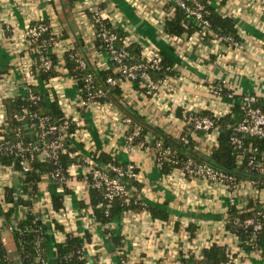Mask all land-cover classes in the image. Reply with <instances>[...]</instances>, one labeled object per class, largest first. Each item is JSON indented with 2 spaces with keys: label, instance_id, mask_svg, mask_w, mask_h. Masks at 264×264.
<instances>
[{
  "label": "crops",
  "instance_id": "1",
  "mask_svg": "<svg viewBox=\"0 0 264 264\" xmlns=\"http://www.w3.org/2000/svg\"><path fill=\"white\" fill-rule=\"evenodd\" d=\"M98 1L0 0V72H3L0 78V125L6 118L4 102L26 96L25 76L35 58L24 43L25 30L29 25L45 23L57 37L51 53L57 59L61 73L50 81L48 88L56 94L61 111L75 117L81 126L83 135L79 141L74 139L77 144L82 142L79 143L82 146L80 153L84 156L91 153L86 160L93 159L95 163L98 160L94 154H106L122 167L133 164L141 185L139 198L167 211L169 217L167 221H153L146 213H128L115 219L110 226H98L90 207L83 176L85 170L76 166L66 185L69 194L65 195L43 179L39 185V198L30 210L46 222L53 220L64 228L62 232L54 231L47 239L49 264H57L54 245L63 242L68 232L78 236L89 233L91 242L97 243L95 249L87 247L89 264H122L119 250L104 233L108 228L122 238L127 264H180L182 257L198 259L202 250L212 244L226 246L236 256L234 264H264V248L257 251L240 249L235 237L220 227L229 207L235 206L242 211L249 202L264 203V186L251 189L247 179H243L245 187L232 197L211 192L198 181H186L175 173L164 176L150 145L151 135L145 136L144 143L127 149L120 124L122 116L134 112L148 125L179 138L184 129L180 115L182 98L191 105L205 103V99H209L207 88L219 81H226L227 87L238 96L254 95L264 101V0H203L222 15L234 19L244 42L241 51L224 47L218 57L207 53L208 44L206 49L190 47L185 40L171 45L155 22L162 11L160 0H104L103 7L112 9L110 17L119 30L143 47L168 52L177 68L168 84L159 87L154 94L148 95L128 84L120 89L119 105L112 101L106 107L79 110V87L63 67L65 53L77 48L80 58L93 71L114 70L109 56L88 44L91 40L88 8ZM148 9L153 12L147 16ZM34 86L44 88L38 79L34 80ZM213 140V136L210 141L199 137L198 151L207 155ZM6 167L0 164V221L8 208L4 203L5 189L13 188L19 193L23 184L22 176ZM51 195L63 196L67 211L63 219L50 209L46 198ZM27 211L19 208L14 220L23 218ZM190 225L196 228L193 238L188 231ZM2 239L13 254L10 234L5 232Z\"/></svg>",
  "mask_w": 264,
  "mask_h": 264
},
{
  "label": "trees",
  "instance_id": "2",
  "mask_svg": "<svg viewBox=\"0 0 264 264\" xmlns=\"http://www.w3.org/2000/svg\"><path fill=\"white\" fill-rule=\"evenodd\" d=\"M75 1V0H70ZM206 5L208 15L206 19L210 23V31L217 37H230L238 43H243L238 34L236 23L233 18L222 15L219 11L210 7L205 1L200 0ZM45 24V23H44ZM165 32L173 37H182L183 35L189 37L196 31V27L192 25L183 11L175 9L171 19L165 23ZM114 33L119 38H124L125 34L119 30L114 29ZM51 35H43L42 39L47 40ZM207 44L209 39L205 38ZM99 44H96L98 48ZM118 47H123V42L117 43ZM125 51L129 54V60L125 61L126 65L138 64L143 62L141 53L142 48L139 45L131 44L125 46ZM43 54L51 61V68L48 72H37L39 66L38 57L35 58L31 71L38 77V79L44 84H48L50 80H53L60 76V72L57 67V59L55 56L44 48ZM161 62L159 70L151 71L150 74L152 80L157 82L163 80L166 77H172L175 75L174 60L169 56L168 52L160 51ZM80 58V54L77 48L72 51L66 52L64 56V69L67 73L76 81L79 89H83V79L87 75H92L97 86H105V80L109 77L116 78V74L112 70H100L93 71L87 65L86 69L81 70L78 67L77 60ZM3 72H0L2 76ZM138 88V82L135 83ZM146 92L145 90H143ZM33 94L37 97L35 102L28 101L26 96L20 95L14 99L6 100L4 102L6 111V121L0 128V137L6 142H14L17 133L22 134V139L25 143H36V146L40 147L41 142L38 139V124L36 120L29 121L28 130H25L22 125L24 118H19V114H23L26 110V117L36 115L37 118L48 117L50 124H61L64 117V113L59 108L55 94L51 95L47 90L42 87L32 88ZM53 96V100L50 97ZM121 96V90L114 88L111 94L106 98L107 102H117ZM115 97V98H114ZM264 113V101L258 99L257 105ZM180 111L177 112L179 115ZM198 116H208L214 121L215 127L218 129L217 146L211 150L209 156L203 155L198 151L199 143L191 138L189 131L191 126L185 127L179 138H173L167 134L162 133L157 128L148 125L134 112H129L124 116L129 118L132 125L138 126L141 129L140 136L134 141V145L144 143L145 136L151 135L155 138V141L159 142L163 150H169L170 156L167 160L160 159V172L162 175H170L174 170L185 169L187 163L191 162L193 166H210L216 171L231 175L238 180H258V188L261 189V184L264 183V176H252L247 169L238 167L236 165V158L238 152L231 144V139L235 136L233 128L236 127L244 117L243 111L240 106L235 103L231 109V113L220 117L213 118L211 113L201 111ZM23 116V115H22ZM75 125H70L68 134L73 135L75 133ZM31 133V134H30ZM198 137H203V132L197 133ZM242 138V137H241ZM34 139V140H33ZM51 139L50 137L48 138ZM187 140V144L183 141ZM245 144H252L253 148L259 151V158L264 160V140H258L254 138H243ZM81 144L75 143L71 138H65L63 141V152H60L56 161H44L40 162L37 159L38 153H34V158L30 163V171L25 174V178L20 189L17 193L13 188H6L4 195V203L7 205V210L2 214V221H0V264H44L43 261L48 260L46 257V245L47 239L52 236L54 231H63L61 225L56 221L45 222L42 217L37 214L31 213V207L35 200L38 199L39 185L43 179L47 180L54 188L60 187V183L54 179H50V175L54 174L57 170L61 172L64 179H71L72 176L67 172L68 168L74 166H84L86 157L82 153ZM97 167L107 173V167L112 165L116 168H124L118 164L112 157L101 154L97 156ZM19 160L14 155L1 156L0 164L2 166H12L13 169L18 172L20 170L18 166ZM136 173L138 170L136 169ZM250 174V175H249ZM108 175L111 178H115L116 175L110 172ZM88 181H91L89 176L86 177ZM116 179V178H115ZM120 184L129 190L127 198L115 197L111 201L105 198L103 190H97L95 188L88 189L90 207L92 208L93 217L95 223L100 227L110 226L115 219L123 217L128 213H147L151 220L167 221L168 212L156 208L150 204L143 202L139 198V192L141 185L135 179H129L127 177L120 178ZM64 193L69 194V190L64 187ZM51 203L53 211H60L63 208V196L51 195ZM19 208H24L27 211L26 215L19 219L14 220L15 214ZM257 211H264V203L249 202L244 210H238L235 206L228 208L227 216L223 219L226 222V230L233 234L239 243L240 249L247 248L248 241L251 238V230L243 229L239 227L235 221L241 222L244 219L252 217ZM12 228L11 231H8ZM195 227L190 225L188 231L191 237H194ZM5 232H8L11 237L14 253H11L2 243V236ZM104 233L109 237L110 242L116 246L119 250V260L121 262L126 260V256L123 253L124 242L121 237L115 235L113 230L105 229ZM91 242L89 233H85L84 236L74 235L67 233L65 239L61 243H55L56 263L57 264H88L87 259L84 257V251L86 246ZM254 245L256 250L264 248V230L261 231L254 239ZM42 253V254H40ZM38 257L40 259H38ZM229 250L226 246H219L212 244L209 247L202 250L201 259L196 260L193 257H182L180 264H227L230 260Z\"/></svg>",
  "mask_w": 264,
  "mask_h": 264
},
{
  "label": "built area",
  "instance_id": "3",
  "mask_svg": "<svg viewBox=\"0 0 264 264\" xmlns=\"http://www.w3.org/2000/svg\"><path fill=\"white\" fill-rule=\"evenodd\" d=\"M103 1L104 0H99L95 4L89 5L88 31L91 34V40L88 44L89 46L96 47V44L98 43V49L109 56L114 66L113 71L116 74V78H107L105 80V86L102 87L96 85L92 75L89 74L85 76L83 79V89H79L80 97L77 107L79 110L109 106L110 104L106 101V98L111 94V91L114 88L124 89L126 85H135V83L137 84L138 82V89L145 90L146 94L151 95L157 92L159 87L168 84V79H170V77H166L163 80H159L157 82H154L152 80L148 71L159 70V65L161 62V56L159 52L151 48V46L143 47L142 44H137L138 41L136 39L132 40V38H128L129 36L127 35H125L124 38H119L113 31L114 29L119 28H117L114 23H112V19L110 17L112 9L103 7ZM160 4L162 6V11H160L156 16V26L163 33L164 38L171 45L180 40H185L186 43L189 44L188 46L197 49H206L209 45L208 49L206 50L207 53L209 55H217V57L219 56L221 49H223L224 47L232 51H241L243 49L244 42L238 43L230 37L221 38L211 33L210 23L206 19L208 15L206 5L200 0H160ZM175 9L183 11L188 21L196 27V31L193 35L189 37L185 35H183L182 37H173L165 32V23L167 20L171 19ZM152 12L153 11L151 9H148L146 10V15L148 16ZM48 34H50L51 36L47 40L42 39L43 35ZM205 38L209 39L208 45L205 41ZM118 42H123V47H118ZM24 43L31 51L34 58L38 57L39 59V66L36 71H41L43 73L48 72L51 68V61L45 56V54H43V50L45 48L47 49V51L51 52L54 46L57 44V37L54 33H52L50 27L44 23L29 25L24 33ZM131 44L139 45L142 48L141 57L143 62L130 65H126L124 63L125 61L131 59L129 54L125 51V46ZM72 50L74 49H69L67 52ZM77 63L78 67L81 70L86 69L87 63L85 62V60H83L82 58H78ZM176 68L177 67L175 66L173 70H176ZM26 73V83L24 85L26 97L28 101L35 102L37 100V97L33 94L32 88L35 87L34 80L38 79V77L36 76V74L34 75L32 73L31 66ZM50 81L46 85H44L43 83L42 84L44 87L43 89L47 90L51 95L52 93H54V91L48 88ZM226 84V81H219L209 85V87L207 88L209 99H205V103H196L191 105V103H189L186 98H182L180 115L183 127L185 128L191 126V129L188 130L189 135L195 141L199 140V137L197 135L198 132H203L204 135L202 138L205 137L207 141H210L212 136L215 138V141L213 140L212 146L207 151V156H209L211 150L217 146L218 129L215 127L214 121L210 117L198 116L197 114L201 111H205L211 113L212 117L217 119L231 113L233 105L237 103L240 106V109L243 111L244 117L243 120L233 128L235 136H233V138L231 139L232 146L238 152L236 165L238 167L247 169V171H249V173L254 177L264 176V160L262 158L258 159L260 155L259 151L256 148H253L252 144L246 145L245 141L243 140V138L264 140V113L257 106L258 98L254 95L238 96L232 89L228 88ZM55 97L57 100L56 94ZM50 99L53 100V96H51ZM224 102H227L229 104L225 105ZM63 113L64 117L61 124L53 125L49 123L48 117L37 118L36 115L26 117L27 112L26 110L23 111V116L21 118L27 119L29 121H37L39 131L38 139L41 142L40 147L36 146V143H25L22 139L21 133L16 134V139L14 142H6L2 137H0V155H14L16 156V158H18V166L20 170L17 173L22 176L23 181L25 178V174H27L31 169L30 163L34 158L35 152L38 153L37 159L40 162L49 160L56 161L60 152L64 151L63 141L65 138H71L73 141L74 139L79 141V138L83 135V131L80 129L81 126L78 124L77 119L69 115V113H66L64 111ZM5 121L6 118L0 125V128L5 123ZM120 124L125 145L127 149H131L133 146H135L133 143L140 136L141 129L138 126L132 125L131 120L125 116L121 117ZM70 125H75L76 127L75 133L73 135L68 134ZM49 137L51 138L50 140L48 139ZM149 138L150 145L155 151L156 161L160 166V159L167 160L170 156V151L163 150L161 144L155 141V138L153 136H150ZM183 141L187 144V140L183 139ZM79 143L82 144V142ZM2 167L5 168V166ZM75 167L76 166L68 168L67 172L72 175V171ZM82 168L85 170L83 176L87 189L95 188L97 190H103L105 193V198L109 201H111L115 197H128L129 190L126 189V187H124L122 184H120L121 177H127L129 179L135 180H137L138 178L136 167L133 164H129L126 167H123L124 170H122V168H116L112 165H109L107 167L106 173L101 171L97 167V163H95L93 159H87ZM10 169H13V165L10 166ZM110 170L116 175L117 179H113L108 175ZM172 173L181 176L183 179H186V181H190L191 179L198 181L209 191L219 194L221 193L222 195L224 194V196L227 195L235 197L245 187V181L238 180L231 175L216 171L208 165L196 167L193 166L191 162H189L185 166V169L174 170ZM87 176L91 178V181L87 180ZM49 177L50 179H54L55 181L60 183V187L56 189H59L64 193V187L67 188L66 185L69 180L64 179L61 172L58 170L54 174H51ZM47 179L48 178H45V180ZM246 182L247 186L251 189H259L258 180H247ZM261 186L263 187L264 183L261 184ZM64 194L67 195L66 193ZM46 201L49 204V207H51L50 209H52L51 198L47 196ZM66 212L67 211L64 207L63 199V208L58 212L53 211V213L58 214L59 219H63V217L66 216ZM31 213L33 212L31 211ZM220 223V227L224 232L233 235L226 230V222L224 219ZM236 223L243 229L251 230V238L248 241L249 244L247 245V248L252 251H257L256 246L253 242L257 235L264 230V211H257L253 214L252 217L244 219L241 222L235 221V224ZM11 229L12 228H9L8 231H11ZM235 239L237 240L236 237ZM2 243L5 246V241L3 239ZM96 244L97 243L94 241L90 242L85 248L84 257L87 259L88 264L89 259L86 256L87 247L90 246L92 249H95ZM93 252L94 255H96V251L93 250ZM229 255L230 260L227 264H234L236 256H234L230 252ZM197 258L198 259L196 260L201 259V254L200 257ZM38 259L40 258L38 257ZM43 263L47 264L46 261H43ZM121 263L127 264V260Z\"/></svg>",
  "mask_w": 264,
  "mask_h": 264
},
{
  "label": "water",
  "instance_id": "4",
  "mask_svg": "<svg viewBox=\"0 0 264 264\" xmlns=\"http://www.w3.org/2000/svg\"><path fill=\"white\" fill-rule=\"evenodd\" d=\"M18 116H19V118L22 117L21 114H19ZM22 125H23V127H24L25 130H28V127H29V120H27V119L22 120ZM30 134H31V133H30ZM33 140H34V139H33ZM115 178L117 179V177H115Z\"/></svg>",
  "mask_w": 264,
  "mask_h": 264
},
{
  "label": "rangeland",
  "instance_id": "5",
  "mask_svg": "<svg viewBox=\"0 0 264 264\" xmlns=\"http://www.w3.org/2000/svg\"><path fill=\"white\" fill-rule=\"evenodd\" d=\"M11 256H13V254H11Z\"/></svg>",
  "mask_w": 264,
  "mask_h": 264
}]
</instances>
